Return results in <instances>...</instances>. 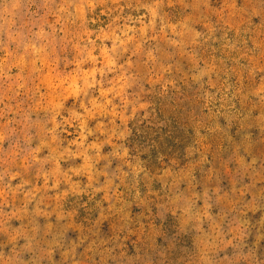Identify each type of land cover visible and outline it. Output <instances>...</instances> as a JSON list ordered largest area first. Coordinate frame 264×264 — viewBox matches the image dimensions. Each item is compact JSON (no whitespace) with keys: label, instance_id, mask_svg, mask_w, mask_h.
<instances>
[{"label":"rangeland","instance_id":"rangeland-1","mask_svg":"<svg viewBox=\"0 0 264 264\" xmlns=\"http://www.w3.org/2000/svg\"><path fill=\"white\" fill-rule=\"evenodd\" d=\"M0 264H264V0H0Z\"/></svg>","mask_w":264,"mask_h":264}]
</instances>
